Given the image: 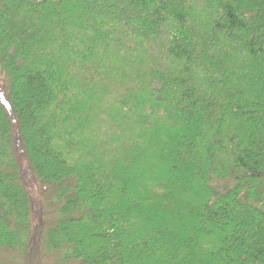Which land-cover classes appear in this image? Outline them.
<instances>
[{"label": "trees", "instance_id": "trees-1", "mask_svg": "<svg viewBox=\"0 0 264 264\" xmlns=\"http://www.w3.org/2000/svg\"><path fill=\"white\" fill-rule=\"evenodd\" d=\"M264 264V0H0V253Z\"/></svg>", "mask_w": 264, "mask_h": 264}, {"label": "rangeland", "instance_id": "rangeland-1", "mask_svg": "<svg viewBox=\"0 0 264 264\" xmlns=\"http://www.w3.org/2000/svg\"><path fill=\"white\" fill-rule=\"evenodd\" d=\"M39 242L34 240L29 250L24 253L7 252L0 253V264H57L56 257L52 254H47Z\"/></svg>", "mask_w": 264, "mask_h": 264}]
</instances>
